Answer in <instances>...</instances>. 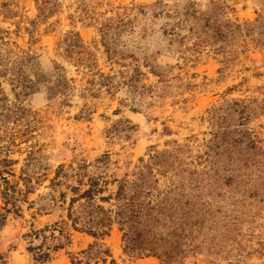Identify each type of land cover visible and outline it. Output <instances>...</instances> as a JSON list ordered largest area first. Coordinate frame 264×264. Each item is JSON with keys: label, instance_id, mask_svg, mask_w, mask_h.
Instances as JSON below:
<instances>
[{"label": "rangeland", "instance_id": "obj_1", "mask_svg": "<svg viewBox=\"0 0 264 264\" xmlns=\"http://www.w3.org/2000/svg\"><path fill=\"white\" fill-rule=\"evenodd\" d=\"M39 1L0 0V254L5 264H35L28 246L40 244L43 235L45 244L56 242L51 226L65 217L66 207L60 197L64 186L52 185L59 164L91 161L108 152L110 171L121 176L130 173L139 158L147 159L149 153L168 149L175 141L188 143L191 154H196L208 138L207 111L231 99H264V46L249 39L222 53L205 47L184 64L164 33L168 17L153 16L152 5L161 0H55L56 12L44 20L37 18ZM187 1L204 7L209 0H162L165 4ZM217 1L232 20H254L264 12V0ZM118 14L134 20L128 43L140 42L136 51L140 58L147 54L161 68L172 66L167 82H158L151 74L144 78L155 88L138 105V112L132 111L137 104L126 88L112 95L85 92L82 73L59 46L68 32L76 31L83 55L94 60L100 71L112 72L118 66L107 60L98 28ZM128 37L124 34L121 39ZM57 64L65 68L67 78L74 79L75 88L66 98L48 88ZM119 118L130 119L136 130L128 138L110 139L106 129ZM248 126L264 140V112L251 118ZM93 241L90 235L71 231V242L51 251L48 264H71V255L85 260L81 251ZM99 242L110 256L105 255L104 261L90 259L88 264H110L112 258L118 264H160L155 257L125 255L116 227ZM247 262L264 264V256ZM183 264L213 263L192 257Z\"/></svg>", "mask_w": 264, "mask_h": 264}, {"label": "trees", "instance_id": "obj_2", "mask_svg": "<svg viewBox=\"0 0 264 264\" xmlns=\"http://www.w3.org/2000/svg\"><path fill=\"white\" fill-rule=\"evenodd\" d=\"M152 6L153 16L168 17L164 33L184 64L195 60L205 47L222 53L249 39L264 46V12L254 20L239 21L228 18L224 4L217 0L204 7L196 1L165 4L162 0ZM57 7L55 0H40L37 18L52 16ZM134 30V20L124 14L100 24L99 39L107 60L118 66L108 73L83 55L78 32H68L59 46L82 73L85 92L112 95L126 88L137 104L131 109L138 112V105L155 88L144 78L151 74L158 82H167L172 66L161 68L147 54L140 58L136 54L140 42L128 43ZM124 34L128 40L121 39ZM57 71L48 88L66 98L75 88L74 79L67 78L62 65L57 64ZM207 112L208 138L196 154H191L188 143L175 141L168 149L149 153L147 159L139 158L131 172L121 176L110 171L108 152L91 161L59 164L52 185L65 188L60 192L65 217L51 226L57 232L52 233L56 242L45 244L43 235L40 244L28 246L34 263L48 264L51 251L71 242V231L94 239L81 251L85 260L71 255V264L104 261L109 249L99 241L112 227L121 233L125 255L155 257L160 264H183L192 257L213 264H249V258L264 256V140L248 126L251 118L264 112V99H231ZM136 127L130 119L119 118L106 134L110 139L128 138ZM0 264H5L1 254ZM110 264L118 263L112 258Z\"/></svg>", "mask_w": 264, "mask_h": 264}]
</instances>
